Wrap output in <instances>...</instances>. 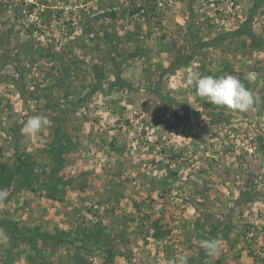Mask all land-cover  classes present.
<instances>
[{"label": "rangeland", "instance_id": "rangeland-1", "mask_svg": "<svg viewBox=\"0 0 264 264\" xmlns=\"http://www.w3.org/2000/svg\"><path fill=\"white\" fill-rule=\"evenodd\" d=\"M0 188V264H264V0H0Z\"/></svg>", "mask_w": 264, "mask_h": 264}, {"label": "clouds", "instance_id": "clouds-1", "mask_svg": "<svg viewBox=\"0 0 264 264\" xmlns=\"http://www.w3.org/2000/svg\"><path fill=\"white\" fill-rule=\"evenodd\" d=\"M244 80L252 82L255 80L254 73L245 75ZM186 83L189 86L196 88V93L199 97L205 98L208 102L225 106L229 109L238 110L241 112L255 108L261 103L259 96L254 95L252 90L238 77L232 75H200L195 71H191L186 76ZM51 121L43 115L30 116L24 123L23 131L28 135H35L42 128L50 126ZM8 197L6 189L0 188V202H3ZM9 241L8 234L0 229V245L7 244ZM199 246L206 252L207 255H215L220 249V242L212 239H202L199 241ZM187 257L179 255L173 264H187Z\"/></svg>", "mask_w": 264, "mask_h": 264}, {"label": "crops", "instance_id": "crops-1", "mask_svg": "<svg viewBox=\"0 0 264 264\" xmlns=\"http://www.w3.org/2000/svg\"><path fill=\"white\" fill-rule=\"evenodd\" d=\"M101 235L100 236H98V241H99V243L101 244ZM112 238L114 239V241L113 242H115L116 244L114 245V248H116V249H118L117 247V244L120 242V238H119V234H114L113 236L112 235H110L109 234V237H108V242H110V241H112ZM112 242V243H113ZM105 247V246H104ZM104 247H101V246H98L96 249H94V251H96V252H100V250L102 251V254H106V251H108V249L107 248H104ZM111 253H114L115 255H116V257H118V263H116V264H133L132 262H131V258H127V257H125V255H123L124 253H123V251H121L120 253L119 252H117V250H109ZM139 255L141 254V251H139V253H138ZM115 257V258H116ZM141 258H142V262L140 261V263H142V264H152L150 261V258L149 257H147L146 255H144V254H142V256H141ZM119 259H121V260H119ZM122 259H124V261H122ZM167 261H164L163 263H161V264H165ZM103 264H104V262H103ZM137 264H139V262L137 263ZM153 264H154V262H153Z\"/></svg>", "mask_w": 264, "mask_h": 264}, {"label": "trees", "instance_id": "trees-1", "mask_svg": "<svg viewBox=\"0 0 264 264\" xmlns=\"http://www.w3.org/2000/svg\"><path fill=\"white\" fill-rule=\"evenodd\" d=\"M28 240H31L30 238Z\"/></svg>", "mask_w": 264, "mask_h": 264}]
</instances>
